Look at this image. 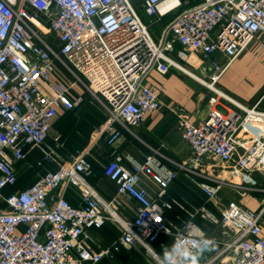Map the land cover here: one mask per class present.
<instances>
[{"label":"built area","instance_id":"obj_1","mask_svg":"<svg viewBox=\"0 0 264 264\" xmlns=\"http://www.w3.org/2000/svg\"><path fill=\"white\" fill-rule=\"evenodd\" d=\"M139 7L151 19L172 15L157 40ZM256 34L264 36V0H0V264H99L139 247L165 264L152 245L164 246L166 236L172 245L198 240L207 247L203 240L210 239L197 264H264V198L257 209L243 202L264 193V110L259 101L244 106L222 94L236 107L228 108L214 86ZM173 51L187 61L201 54L210 72L208 80L196 79L216 92L202 120L176 112L189 147L177 170L154 149L141 161L116 150L122 129L161 105L150 74L171 66L188 73ZM87 95L107 118L91 144L66 158L59 136H49L52 122ZM99 140L110 148L103 174L116 186L111 199L87 181ZM31 150L41 154L38 166L57 167L44 166L33 183L17 188V164ZM178 171L195 200L168 193ZM144 179L155 184L153 192ZM60 185L75 190L77 205L54 193ZM123 197L138 203L133 217L121 213ZM107 221L120 235L96 249L89 229Z\"/></svg>","mask_w":264,"mask_h":264},{"label":"crops","instance_id":"obj_2","mask_svg":"<svg viewBox=\"0 0 264 264\" xmlns=\"http://www.w3.org/2000/svg\"><path fill=\"white\" fill-rule=\"evenodd\" d=\"M142 17L145 20L143 15ZM170 55L176 58L181 66L185 67L188 75L186 76L185 73L174 66H171L166 74H160L156 71L150 74L148 82L157 85L160 89L161 105L159 109L148 114L143 123L130 126L129 129L123 128L122 137L116 146V150L141 161L145 154L152 153L154 149L161 153L162 156L159 158L162 163H165L171 169L177 170V163L184 162L189 157V147L180 135V124L176 112L187 115L192 121H200L207 115L210 108H213L209 98L215 95L216 92L196 79L198 77L208 80L210 72L209 62L203 61L201 54L189 56L190 61L178 56V51H173ZM214 86L220 92L217 101L228 108L235 107L232 101L244 106H252L259 101L258 108L264 110L263 35H255L247 47L230 62ZM222 94H226L232 101L222 98ZM87 96L88 100L86 99V101L88 103L85 101L86 103H83L80 107L60 112L52 122L49 136L57 134L60 141H66V146L63 144L59 148V152L66 158L73 153L75 144L82 148L91 144L95 140V128L100 127L107 118L98 102L90 95ZM93 102L97 104V109L92 108L91 103L93 104ZM81 121H88L89 124L82 125ZM75 129L77 130L74 135L66 137L68 133L73 132ZM76 134H80V137ZM68 138L72 139L70 143L73 146L69 145ZM50 144H53L52 140ZM109 152L110 148L103 140H99L94 144L91 152L93 171L87 176V181L103 199H111L116 194L115 183L103 174V165ZM40 157L41 154L37 150H31L26 155L25 161L18 162L17 188L26 187L33 183L38 174L44 172L45 167L49 169L57 167L51 163H45V167L38 166L36 160ZM143 184L150 191L155 190V184L149 179H144ZM194 190L190 181L183 176L181 171H178V178L169 187L168 193L171 196H185L189 200H195ZM54 193H62L68 202L74 206L79 202L75 190L71 187L63 189V185H60ZM263 198L264 193L253 192L243 202L249 208L257 209ZM121 201L123 203L121 213L133 217L138 203L130 197H123ZM202 226L206 227L205 225ZM89 234L93 246L96 249H101L118 238L120 229L114 222L107 221L100 228L89 229ZM155 244L152 245L154 249ZM132 253L145 259L144 262H148L146 257H142L144 254L147 255L144 248L139 247L135 249L122 248L112 260L103 259L99 264H111L117 258L130 257Z\"/></svg>","mask_w":264,"mask_h":264},{"label":"clouds","instance_id":"obj_3","mask_svg":"<svg viewBox=\"0 0 264 264\" xmlns=\"http://www.w3.org/2000/svg\"><path fill=\"white\" fill-rule=\"evenodd\" d=\"M210 239H204L203 245L209 247L212 245ZM188 245H191L189 247ZM198 240L188 241L187 244L177 241L171 246V251L167 248L164 250L165 264H197L198 253L204 251L205 248Z\"/></svg>","mask_w":264,"mask_h":264},{"label":"rangeland","instance_id":"obj_4","mask_svg":"<svg viewBox=\"0 0 264 264\" xmlns=\"http://www.w3.org/2000/svg\"><path fill=\"white\" fill-rule=\"evenodd\" d=\"M140 9V12L142 13V15L145 17V20L146 22L149 21V17H147L145 14H143V11L141 9V7H139ZM172 15L169 14V15H166L164 17H162L161 19H151L150 22H151V26H150V31H151V35L152 37L157 40L160 36V31H161V28H163V25L166 24L170 19H171ZM143 18V17H142ZM182 73H185L186 76L188 75L186 72L184 71H181ZM184 74V75H185ZM88 103V102H87ZM99 104V103H98ZM92 105V108L94 109H97V104L95 102H93V104L91 103ZM100 106V104H99ZM101 107V106H100ZM90 110V109H89ZM102 111H104L102 108H101ZM83 120V119H82ZM81 124L82 125H88V121H84L82 122L81 121ZM77 129H75L73 132H70L66 135V137L68 135H74L75 132H76ZM78 135V137H80V134H76ZM69 139V145L70 146H73L70 142H72V139L71 138H68ZM52 140L51 137H49V140L47 139V143L50 144V141ZM65 146H66V141L65 142H62ZM51 145V144H50ZM77 145V144H75ZM69 156V155H68ZM18 173V171H17ZM142 257H146L148 260V262H144L145 259L141 258L139 255H133V253L131 254L130 257L126 258V257H120V258H117L115 261H113L111 264H154L152 258L148 255H145L142 256ZM198 257H199V254H198Z\"/></svg>","mask_w":264,"mask_h":264},{"label":"trees","instance_id":"obj_5","mask_svg":"<svg viewBox=\"0 0 264 264\" xmlns=\"http://www.w3.org/2000/svg\"><path fill=\"white\" fill-rule=\"evenodd\" d=\"M87 100H88V98H87ZM87 102V101H86ZM85 102V103H86ZM97 126V125H96ZM74 147V151H73V153L76 151V150H78V149H81L82 147H79V145H76V146H73ZM72 154V153H71ZM70 155V154H69ZM5 191H6V189H5ZM10 190H8V192H9ZM164 241H165V244H164V246H159L158 244H155V249L157 250V251H159L161 254H163L164 255V250L167 248L169 251H171V238H169L168 236H166V237H164Z\"/></svg>","mask_w":264,"mask_h":264},{"label":"bare ground","instance_id":"obj_6","mask_svg":"<svg viewBox=\"0 0 264 264\" xmlns=\"http://www.w3.org/2000/svg\"><path fill=\"white\" fill-rule=\"evenodd\" d=\"M143 11V10H142ZM141 13V12H140ZM142 14V13H141ZM144 14V13H143Z\"/></svg>","mask_w":264,"mask_h":264}]
</instances>
